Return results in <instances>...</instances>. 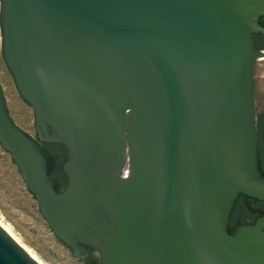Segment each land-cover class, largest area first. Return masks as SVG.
I'll use <instances>...</instances> for the list:
<instances>
[{"label":"water","instance_id":"water-1","mask_svg":"<svg viewBox=\"0 0 264 264\" xmlns=\"http://www.w3.org/2000/svg\"><path fill=\"white\" fill-rule=\"evenodd\" d=\"M3 55L37 136L0 144L73 254L100 264H264L256 66L264 0H1ZM62 145L68 185L52 175ZM0 264H38L0 226Z\"/></svg>","mask_w":264,"mask_h":264},{"label":"rangeland","instance_id":"rangeland-1","mask_svg":"<svg viewBox=\"0 0 264 264\" xmlns=\"http://www.w3.org/2000/svg\"><path fill=\"white\" fill-rule=\"evenodd\" d=\"M1 9V0H0ZM264 50V49H263ZM0 81L8 102L11 116L25 131L37 136L34 109L20 95L15 79L3 55V32L0 14ZM260 94L257 105L264 108V57L257 61L256 93ZM264 115V109L261 111ZM0 217L8 223L24 244L46 264H89L77 258L58 239L39 207V198L30 193L25 176L18 165L0 144Z\"/></svg>","mask_w":264,"mask_h":264},{"label":"trees","instance_id":"trees-1","mask_svg":"<svg viewBox=\"0 0 264 264\" xmlns=\"http://www.w3.org/2000/svg\"><path fill=\"white\" fill-rule=\"evenodd\" d=\"M256 42V40H255ZM256 47L258 49H264V43H257ZM262 121L259 120V126L261 125ZM46 146V144H44ZM50 151H52L56 158H57V165L54 171V178L58 179L60 188L64 187L66 185L65 182H61L59 179L63 164L67 161L68 155L66 152V148L61 145H53L50 147H47ZM64 149V151L62 150ZM260 167V166H259ZM260 170L262 172V175L264 177V169L260 167ZM62 191V190H61ZM264 216V202L261 200L256 199L254 202L249 199L248 196L240 194L238 197V201L236 202L233 212L231 214L232 217V225L238 224L240 225H253L256 223L257 219ZM230 217V220H231ZM231 227H229V232ZM90 264H100V260L97 258H92L90 261Z\"/></svg>","mask_w":264,"mask_h":264},{"label":"flooded vegetation","instance_id":"flooded-vegetation-1","mask_svg":"<svg viewBox=\"0 0 264 264\" xmlns=\"http://www.w3.org/2000/svg\"><path fill=\"white\" fill-rule=\"evenodd\" d=\"M260 23L262 25H264V16L260 18ZM255 40L257 43H261V42L264 43V35L261 33L255 34ZM256 99H257V101L260 99V94L258 92L256 93ZM263 109L264 108H262V110H261L260 107L257 105V133H258V149H259V166L262 169H264V115H262L260 113H261V111H263ZM259 120L262 121L260 126H259ZM45 144H46V147H50V148L53 145H58V144H53V143H45ZM62 150L64 151V149H62ZM66 152H67V150H66ZM53 175H54V173H53ZM53 175H52L53 179H55L58 182V179L54 178ZM59 179L61 180V182L66 183V185L64 187L60 188V191L61 190L63 191L68 185V177L64 174L63 169H62V173H61ZM58 184H59V182H58ZM59 187H60V185H59ZM249 199L252 200V202H254L256 200V199L253 200L251 198H249ZM237 201H238V199L236 200V202ZM236 202H235V204H236ZM262 202H264V201H262ZM235 204H234V206H235ZM231 221H232V217L230 220L229 227H231V229H230L231 233H235L237 231V228L239 227V225L238 224L232 225ZM92 258H97L100 260L99 256L96 253H92L90 256H88L85 259V261H87L90 264V261Z\"/></svg>","mask_w":264,"mask_h":264},{"label":"bare ground","instance_id":"bare-ground-1","mask_svg":"<svg viewBox=\"0 0 264 264\" xmlns=\"http://www.w3.org/2000/svg\"><path fill=\"white\" fill-rule=\"evenodd\" d=\"M263 58V57H262ZM0 226L38 263V264H45L39 257L40 255L36 254V252H33L27 244L25 245V242H22V240L16 235L14 232L15 229H13L8 223H6L1 217H0ZM39 256V257H38ZM47 264V263H46Z\"/></svg>","mask_w":264,"mask_h":264}]
</instances>
